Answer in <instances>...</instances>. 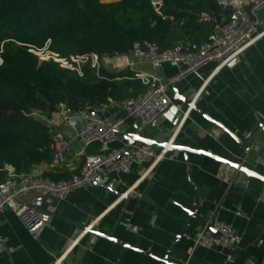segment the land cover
<instances>
[{"label":"crops","instance_id":"crops-1","mask_svg":"<svg viewBox=\"0 0 264 264\" xmlns=\"http://www.w3.org/2000/svg\"><path fill=\"white\" fill-rule=\"evenodd\" d=\"M255 22L264 29V7L253 14ZM139 69L149 70L147 64ZM215 64L199 69L202 80L191 75L176 86L194 104L226 129L241 137L259 121H264V41L260 38L246 48L233 68H220L212 73ZM160 76L168 79L177 73L168 64L161 66ZM168 95L171 96L168 90ZM183 108V106H181ZM169 111H167L168 113ZM104 117L122 119L120 131L135 130L121 105L113 101L101 107ZM55 121L52 130H66L57 122L54 113H44ZM173 112L162 114L159 125L145 128L143 134L156 140L173 138L174 142L201 148L215 155L237 160L242 148L220 126L189 110L183 121L177 122ZM251 139V138H250ZM126 144L120 136L110 145ZM156 152L162 150L153 147ZM78 145L69 142L64 149L67 162H78ZM91 147L88 152H95ZM190 173L198 187L200 213L208 220L217 218L231 224L240 235L232 251V262L225 261V252L217 248L204 249L188 238L202 229L192 223L186 234L172 247L168 258L177 264H264V182L251 179L244 189L245 176L229 168L234 183L227 184L218 176L224 165L198 154H189ZM264 176V133L253 137L244 163ZM143 166H135L125 174L100 175L86 188L72 190L63 201L45 203L49 221L38 236L29 234L10 210L0 214V264H115L120 246L103 237L94 236L80 226H90L109 232L119 214L115 237L137 248L163 256L170 246L173 233L180 231L186 214L180 205L193 209L194 190L187 179L181 152H165L150 177H141ZM132 188L140 197L126 200L124 192ZM117 192L122 195H118ZM34 195L30 191L24 200ZM239 209L240 215L234 210ZM120 264H163L131 249L123 253Z\"/></svg>","mask_w":264,"mask_h":264},{"label":"trees","instance_id":"trees-1","mask_svg":"<svg viewBox=\"0 0 264 264\" xmlns=\"http://www.w3.org/2000/svg\"><path fill=\"white\" fill-rule=\"evenodd\" d=\"M156 15L149 0H0V183L9 164L26 173L52 156V129L29 115L32 111L54 113L62 103L73 112L90 106L122 101L145 90L132 72L101 69L96 79L90 69L82 75L56 62L38 61L29 51L42 50L60 57L95 53H126L134 42H151L160 50L190 40L207 41L212 25L199 23L196 14L208 12L227 17L216 0H160ZM171 16L181 25H171ZM101 58V57H100ZM115 71V70H114ZM124 75L121 79L115 76ZM53 180L65 179L63 167L48 172Z\"/></svg>","mask_w":264,"mask_h":264},{"label":"built area","instance_id":"built-area-1","mask_svg":"<svg viewBox=\"0 0 264 264\" xmlns=\"http://www.w3.org/2000/svg\"><path fill=\"white\" fill-rule=\"evenodd\" d=\"M150 3L156 15L166 18L159 10L160 0ZM216 5L229 13L227 17L220 18L205 11L196 14L199 23L212 25L209 39L199 44L184 40L160 50L151 42H134L126 53L113 54L122 63L115 71L108 68L105 62H101L107 54L84 53L70 55L68 58L52 54L51 60L61 68L74 71L78 76L82 75V67L86 65L97 80L104 78L102 67L115 73L132 72L133 77L145 86V90L122 101L121 108L126 117L133 121L135 129L154 128L159 125L162 114L172 104L167 93L170 87L191 75L200 78L202 85H205L209 76H200L198 71L202 66L214 63L212 73L220 68H233L244 50L260 38L256 24L250 20L244 7L247 6L250 15H253L264 7V0H216ZM168 19L171 25L182 24V21L177 23L171 16ZM29 51L34 52L31 49ZM140 64H147L150 69H139L137 66ZM163 64L174 67L177 71L175 76L163 79L159 72ZM123 77L125 76L122 75L121 78ZM54 114L58 118L57 122L64 125L67 131L52 130L51 161H42L26 173H18L13 166L7 164L4 166L5 178L0 183V214L10 210L32 236H38L49 221L50 215L39 210L45 203L63 201L69 192L90 186L100 175L129 173L135 166L144 167L141 177H150L154 164L162 159L166 152H156L152 146L145 144H136L132 149H128L127 143L117 148L110 147L117 139L115 132L120 130L123 120L104 117L100 106H90L85 110L73 112L59 103ZM29 115L36 117L51 129L54 126L55 121L47 118L43 112L32 111ZM69 142L78 145L76 156L81 162L79 165L78 162H67L65 158L64 149ZM91 147L96 148L95 152H88ZM54 167H63L69 176L65 179H51L47 173L53 171ZM217 177L228 185L234 183V177L229 174L227 166L223 167ZM30 191L34 192V195L24 200ZM125 194L133 198L140 197L132 188H128L123 195ZM234 214L240 215L241 211L235 209ZM210 221L217 234L202 228L194 231L188 238L194 245L204 249L217 248L224 251L225 261L232 262V251L240 241L238 230L217 218Z\"/></svg>","mask_w":264,"mask_h":264},{"label":"water","instance_id":"water-1","mask_svg":"<svg viewBox=\"0 0 264 264\" xmlns=\"http://www.w3.org/2000/svg\"><path fill=\"white\" fill-rule=\"evenodd\" d=\"M149 1H157V0H149ZM244 10L250 16V20L256 24L255 18L253 17V15H250L249 13V8L246 6L244 7ZM256 31L260 34V39L264 41V29L256 24ZM169 91L171 94L170 98H171L172 104H170L167 107L165 111V115H168L169 112H173L177 116V122H179V121H183V119L186 117L189 110H194L198 112L206 120L223 128L234 139V141L242 148V152L237 158V160L232 161L230 159H227V158L215 155L211 152L205 151L201 148H196V147H192L186 144L174 142L173 138L170 139L167 137H162L161 140L150 138L143 134L145 128L139 129V130L135 129L132 132H122L120 130L116 131L115 135L120 136L123 140H125V142L128 145V149H132L133 146L136 144H145L148 146L156 147L158 149L166 150L168 152H181L184 162H185V170L187 174V179L193 187L194 194L192 197L193 209H190V208L188 209L184 207L183 205H180L181 209L186 214V221L181 227L179 232L172 234L173 240L163 256H158L153 253L144 251L140 248H137L136 246H133L115 237V229H116V226L120 223L122 214H119V216L116 218L115 223L109 232H101L100 230L92 229L90 226L81 225L80 227L84 231L90 232L96 237L97 236L103 237L107 240L115 242L116 244L120 246V251L118 253L115 264H120L123 253L126 249H131L137 252H141L145 255H148L156 259L157 261L163 264H177L171 261L168 258V255L172 247L186 234L187 230L190 228L192 223H195L198 226L205 228L206 230H208L209 232L213 234H217V232L214 230L212 226L210 219L208 220L200 213V204L198 203V194H199L198 187L193 182L192 177H191L189 154H198V155L207 156L215 160L216 162H219L223 164L224 166H227L228 168L235 170L236 172L242 173L246 179L244 189L248 188L249 183L251 179L253 178L264 182L263 175L259 174L254 169L243 164L246 154L251 149V145L253 143V137L256 136V134L260 131L264 133V121L256 122L248 132L243 134L241 137H237L234 133L226 129L222 124L210 118L208 114L201 112L200 109H198V107L194 104L192 99L189 98L186 94H184V92L179 87L174 85L170 87ZM181 106H183V108H181ZM167 111L169 112L167 113ZM177 122L175 121V124H177ZM117 194L122 195L119 192H117ZM123 196L126 200H128L130 197L128 194H125ZM39 210L49 213L44 209L43 206H41Z\"/></svg>","mask_w":264,"mask_h":264},{"label":"rangeland","instance_id":"rangeland-1","mask_svg":"<svg viewBox=\"0 0 264 264\" xmlns=\"http://www.w3.org/2000/svg\"><path fill=\"white\" fill-rule=\"evenodd\" d=\"M99 1L103 2V3H112V2L119 1V0H99ZM46 46L42 50H33V49H31V50L34 51L33 53L37 56L38 61L49 60V59H51L52 54H57L55 52L49 51ZM120 78H121V75H118V76L114 77V79H120Z\"/></svg>","mask_w":264,"mask_h":264},{"label":"bare ground","instance_id":"bare-ground-1","mask_svg":"<svg viewBox=\"0 0 264 264\" xmlns=\"http://www.w3.org/2000/svg\"><path fill=\"white\" fill-rule=\"evenodd\" d=\"M101 62H105V64L107 65L108 68L114 69V70H118L122 63L121 61L112 55H106L103 56V59H101Z\"/></svg>","mask_w":264,"mask_h":264}]
</instances>
